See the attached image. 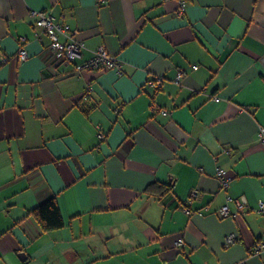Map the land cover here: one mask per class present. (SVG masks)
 <instances>
[{
    "label": "crops",
    "instance_id": "obj_1",
    "mask_svg": "<svg viewBox=\"0 0 264 264\" xmlns=\"http://www.w3.org/2000/svg\"><path fill=\"white\" fill-rule=\"evenodd\" d=\"M185 1L0 0V264H264V0ZM33 10L76 31L74 63L46 58ZM99 46L123 74L77 75ZM52 197L65 225L45 232L30 211Z\"/></svg>",
    "mask_w": 264,
    "mask_h": 264
},
{
    "label": "built area",
    "instance_id": "obj_2",
    "mask_svg": "<svg viewBox=\"0 0 264 264\" xmlns=\"http://www.w3.org/2000/svg\"><path fill=\"white\" fill-rule=\"evenodd\" d=\"M109 2V0H97L98 5H105ZM188 7V2L185 0H180V8L178 10L179 15H184L186 13ZM31 16L35 18V26L36 36L37 38H41L42 35H47L51 44L47 49L46 58L53 59L55 61L63 62V63H74L75 59L81 55V49L84 46V43L78 41L75 38V30L68 29V26L62 23L57 19L55 15L46 11V10H33L31 12ZM63 35L66 37V41H62L60 36ZM26 40L25 37H21V41ZM30 57L28 50L21 46L16 54V58L19 61H25ZM9 58L4 57L3 60L7 61ZM193 68H198V65H193ZM97 69H114L118 72V74H123L124 63L123 61L116 55L110 54L104 46H99L92 57L82 62H78L75 64V71L79 76L83 71L87 70H97ZM185 71L180 70L176 77V81H180L181 77L184 75ZM164 82V77L161 75H156L152 79L148 81V85L153 88H160ZM94 89L93 85H89L86 89L85 95H89L91 91ZM216 101H220V97H215ZM161 112L165 115L169 114V111L166 109H162ZM99 139L101 141L106 139V134L103 131H99L98 133ZM259 139L262 145L264 146V127H260L259 129ZM216 177L220 182V186L224 190H228L230 187L233 176L223 167H217L216 169ZM198 195V190L193 189L191 192V199ZM234 202L237 206L236 211H232L229 203ZM248 199L245 195H241L239 197L228 196L227 202L221 207L219 213L221 216L232 215L233 217H237L241 213H243L248 208ZM184 210L186 213H192V209L189 207H185ZM255 210L259 213H264V201L260 200L255 207ZM201 213V212H200ZM238 240V237L234 234H230L226 237V244L230 245L235 243ZM184 244V240L180 238L177 241V245L181 246ZM264 249V243L259 244L256 247V251H261ZM236 264H244L243 262H239Z\"/></svg>",
    "mask_w": 264,
    "mask_h": 264
},
{
    "label": "trees",
    "instance_id": "obj_3",
    "mask_svg": "<svg viewBox=\"0 0 264 264\" xmlns=\"http://www.w3.org/2000/svg\"><path fill=\"white\" fill-rule=\"evenodd\" d=\"M171 187V184L155 182L148 186L146 192L151 193L155 190H159L164 194L170 191ZM30 214L36 218L42 230L45 232L62 228L65 225V221L56 197H52L38 207H35L30 211Z\"/></svg>",
    "mask_w": 264,
    "mask_h": 264
}]
</instances>
